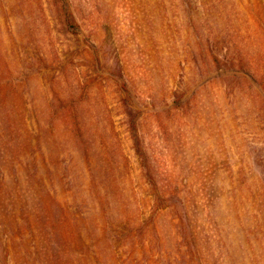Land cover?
Returning <instances> with one entry per match:
<instances>
[{"label": "rangeland", "instance_id": "374dc122", "mask_svg": "<svg viewBox=\"0 0 264 264\" xmlns=\"http://www.w3.org/2000/svg\"><path fill=\"white\" fill-rule=\"evenodd\" d=\"M0 264H264V0H0Z\"/></svg>", "mask_w": 264, "mask_h": 264}]
</instances>
